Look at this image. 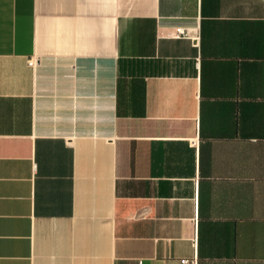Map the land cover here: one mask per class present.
Listing matches in <instances>:
<instances>
[{
	"label": "crops",
	"instance_id": "1",
	"mask_svg": "<svg viewBox=\"0 0 264 264\" xmlns=\"http://www.w3.org/2000/svg\"><path fill=\"white\" fill-rule=\"evenodd\" d=\"M183 258L264 264V0H0V264Z\"/></svg>",
	"mask_w": 264,
	"mask_h": 264
},
{
	"label": "built area",
	"instance_id": "2",
	"mask_svg": "<svg viewBox=\"0 0 264 264\" xmlns=\"http://www.w3.org/2000/svg\"><path fill=\"white\" fill-rule=\"evenodd\" d=\"M176 36L177 37H188V38H192L194 40L198 39V35H196V34L192 35L189 30H186L184 28H178L177 31H176ZM30 64L31 65H35V61L31 60ZM182 263L183 264H198L196 258H194V259L183 258L182 259Z\"/></svg>",
	"mask_w": 264,
	"mask_h": 264
}]
</instances>
